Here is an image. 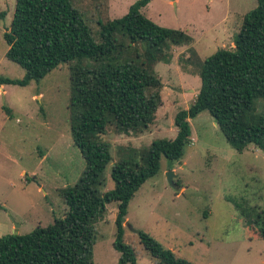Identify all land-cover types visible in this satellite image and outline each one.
Here are the masks:
<instances>
[{"label": "rangeland", "instance_id": "374dc122", "mask_svg": "<svg viewBox=\"0 0 264 264\" xmlns=\"http://www.w3.org/2000/svg\"><path fill=\"white\" fill-rule=\"evenodd\" d=\"M71 1L98 38L102 24L123 17L138 0ZM257 5L258 0H151L141 9L158 25L185 31L192 44L174 47L169 60L156 64L163 104L146 132L118 134L108 126L103 138L113 161L102 175V193L115 187L112 167L122 155L154 139L175 138L178 111L189 108L200 90V64L218 49L234 46L241 18ZM15 6L16 0H0V77L22 79L26 70L6 56L4 38ZM2 86L0 235L27 234L65 216L61 190L74 185L86 167L71 133L70 64H60L39 82ZM190 123L191 142L183 157L163 156L159 172L131 200L124 241L134 248L138 264H159L141 242L140 230L192 264H264V236L228 199L243 202L248 211L264 208V150L233 148L208 111ZM170 170L175 185L168 180ZM117 211L118 202L111 201L95 221L92 264H120L114 246Z\"/></svg>", "mask_w": 264, "mask_h": 264}, {"label": "trees", "instance_id": "16d2710c", "mask_svg": "<svg viewBox=\"0 0 264 264\" xmlns=\"http://www.w3.org/2000/svg\"><path fill=\"white\" fill-rule=\"evenodd\" d=\"M150 1L138 0L123 17L102 24L95 38L71 0H16L4 33L6 56L26 74L22 79L0 77V87L39 82L69 63L71 133L86 167L74 185L61 190L67 205L64 217L27 234L0 235V264H92L95 221L111 201L118 202L114 246L121 253L119 263L138 264L134 248L124 241L129 204L159 172L163 156L170 161L183 157L191 142L190 119L203 111L211 114L233 148L242 152L253 145L264 150V110L258 109L264 108V101L259 103L264 100V0H258L241 18L234 46L218 49L200 64V90L189 108L178 111L175 138L154 139L126 152L112 167L115 187L99 190L113 161L103 138L108 126L118 134L146 132L163 104L156 64L169 60L174 47L192 44L185 31L160 26L141 12ZM228 199L264 236V208L248 211L243 202ZM138 235L159 264H192L149 233L140 230Z\"/></svg>", "mask_w": 264, "mask_h": 264}, {"label": "water", "instance_id": "95a60500", "mask_svg": "<svg viewBox=\"0 0 264 264\" xmlns=\"http://www.w3.org/2000/svg\"><path fill=\"white\" fill-rule=\"evenodd\" d=\"M217 124V123H216ZM167 176H168V180L169 182L172 184V185H175L174 183V176H175V172L173 170H170L168 173H167ZM125 224L127 225L128 223L125 222ZM18 233V230H16V234Z\"/></svg>", "mask_w": 264, "mask_h": 264}, {"label": "crops", "instance_id": "0c3cea01", "mask_svg": "<svg viewBox=\"0 0 264 264\" xmlns=\"http://www.w3.org/2000/svg\"><path fill=\"white\" fill-rule=\"evenodd\" d=\"M3 87V86H2Z\"/></svg>", "mask_w": 264, "mask_h": 264}]
</instances>
